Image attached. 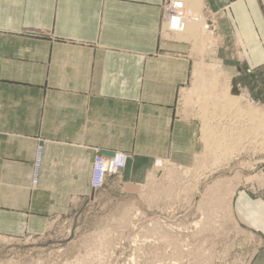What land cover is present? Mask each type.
Returning a JSON list of instances; mask_svg holds the SVG:
<instances>
[{"label":"crops","instance_id":"crops-1","mask_svg":"<svg viewBox=\"0 0 264 264\" xmlns=\"http://www.w3.org/2000/svg\"><path fill=\"white\" fill-rule=\"evenodd\" d=\"M164 3L0 0V238L43 236L60 217L91 204L98 154L130 153L122 179L132 184L158 160L192 165L198 125L176 120L178 90L192 74V48L160 38ZM203 4L204 17L216 19L224 74L264 98L262 4ZM240 54L251 75L239 76ZM243 188L233 215L262 241L250 264H264V184Z\"/></svg>","mask_w":264,"mask_h":264},{"label":"rangeland","instance_id":"rangeland-1","mask_svg":"<svg viewBox=\"0 0 264 264\" xmlns=\"http://www.w3.org/2000/svg\"><path fill=\"white\" fill-rule=\"evenodd\" d=\"M259 1L262 4L264 0ZM204 7L202 0L200 15H203L201 9L203 10ZM262 8L264 10L263 4ZM203 18L206 27L209 21H213V26L209 30L205 29L204 33L201 32L205 37L201 41L205 42L207 39L211 41L204 49L207 52H203L204 46L202 49L201 46L200 49L197 48L201 44L199 39L174 38L163 28V25L160 32L162 41L186 42L192 48V74L189 82L178 90L176 120H187L186 122H194L198 125L197 141L200 145L197 153L194 154L196 157H206L211 148L206 146L204 124L198 115L199 107L194 104L193 100L196 99H193L190 94L192 88L194 90L196 87L193 83L194 79L196 80L193 70L195 64L202 61L219 64L218 50L220 48L215 30V17L207 20L203 15ZM238 59L241 58L236 60ZM239 62V76L253 73L251 69L245 67L244 59ZM228 80L231 84V95L240 96V98L244 95V105L251 104L264 111V98L255 97L248 86L237 83L235 79ZM188 97H190L189 102ZM206 103L212 106L218 101L213 102L208 99ZM217 113L219 109H216L214 115ZM216 118L219 120V117ZM221 118L223 120L224 117ZM221 118L220 121H222ZM214 120L216 119L211 120L213 124L216 122ZM227 120L220 123V128L227 129L226 131L221 129V131L229 133L228 126L231 122ZM263 140L262 136H245L240 141V146L236 143L231 145L229 140L228 143L222 141L221 145H218L220 149L215 151L210 165H207L204 171L194 165L196 157L192 165L188 166L190 168L177 165L170 159L158 160L144 180L138 184L122 179V173L128 169L132 159L130 153L123 152L129 158L127 167L120 174L109 176L102 190L97 192L92 190L95 200H90L91 204L60 217L54 222L50 231L43 236L20 239L1 238L0 264H77L78 258L84 259V263L101 264L93 261L97 251H101L100 248L104 250L102 244L96 241V236L98 232L100 234L110 230L112 235L109 240H111L112 252L107 254L106 260L107 262L109 260V264H250L255 253L263 247L261 239L243 230L236 232L233 224H228L217 232L213 226L214 224L219 226L218 213L230 210V194L233 191L236 195L239 190L244 189L243 187L264 184ZM229 145L235 146V153L228 149ZM99 155L102 154L97 156ZM94 162L91 168L90 186ZM146 185L148 186L145 191L143 188ZM38 186L39 182L34 189ZM212 190L215 193H211ZM209 197L211 200L208 201ZM202 202L204 206H201ZM207 211L209 212L206 213ZM206 214H209L213 222H206L204 229L201 228V222L204 221ZM210 224L212 225L208 230ZM96 248L99 249L96 251Z\"/></svg>","mask_w":264,"mask_h":264},{"label":"bare ground","instance_id":"bare-ground-1","mask_svg":"<svg viewBox=\"0 0 264 264\" xmlns=\"http://www.w3.org/2000/svg\"><path fill=\"white\" fill-rule=\"evenodd\" d=\"M180 1L183 2V5L185 6V9L187 10V12L191 14L193 21L190 22L187 26H185V29H186L185 34L181 35L180 32H174L172 34V36L174 38L177 37V39H192V40H198L199 39L198 41H201L202 38L204 37V34L202 35L201 32L204 33V31L206 29V23H204L205 21L203 20L204 18L202 15H200V12H199L201 5H202V0H180ZM197 23H199V25ZM174 26L175 27L178 26L177 21H175ZM204 38H203V40H204ZM210 42H211L210 39H207L205 42L201 41V44L197 48H199L201 46L200 48L202 49V46H204L203 52L204 51L207 52L204 49L207 48L206 45ZM212 43H211V46H212ZM200 54H202V53H200ZM208 54H211V53H208ZM243 55L240 54L241 59H244ZM204 56H206V55L204 54ZM214 56H215V54H214ZM193 71H194V75L196 77V80L194 79L195 82H193V83H195L196 87L194 88V90L192 88V91L190 92V94L192 95L191 97H193V99H196V100H193V102H195L194 104L199 107L198 108L199 109L198 115L200 116V118L202 119V122L204 124L203 133L205 134V141L207 143L206 146H209L211 148V149L209 148L210 152L208 153V155L206 157H204V156H202V157L197 156L196 157L195 156L196 161L194 162V165H196V167L198 169H200L201 171H204V169L207 167V165L208 166L210 165L211 158L214 157V153H216L215 151L219 148L218 145H221L222 141L224 143L225 142L228 143V140H229V141H231V145H235V143H236V144H239V146H240V141H242V138L245 136L255 135V136H262L264 138V111H263V109L255 108L251 104L244 105V103H243V101L245 99L243 97L244 95L240 98V96L235 97V96L230 94V85L231 84H229L230 80H228L230 78H228L224 74V71H223L221 64H209L205 61H202L200 63L198 62L195 64ZM211 97H213V99H211ZM189 98L190 97L187 98L188 102H189ZM214 98H215V100H214ZM208 99H210L213 102L218 101V103L210 106L209 103L208 104L206 103V101ZM191 102L192 101H190V103ZM216 109H219V113L214 115L216 113ZM214 116L219 117V120ZM221 117H224L223 120ZM220 118L223 122H226L225 120H227L229 118V120H227V121L231 122V124L228 123L229 124L228 127L230 129L229 133L221 131V129L224 130L225 128L224 129L220 128L221 127L220 123L222 122V121H220ZM213 119H216V120H214V121H216L215 124L212 123L213 121L211 122V120H213ZM218 125H220V126H218ZM226 125H224V126H226ZM226 130H224V131H226ZM251 131L253 132L252 134L250 133ZM231 145H229L230 148H228V149H230L232 152H234L235 146L231 147ZM260 145H261V143H260ZM40 147H38V148H40ZM42 150H43V148H42ZM231 151H230V153H231ZM116 155L117 154L113 153L110 156H106V158H107V160H112L115 158ZM108 166H110L108 163H105V162L102 163V167L104 169ZM211 166H213V165L211 164ZM171 173H174V172H171ZM32 182H33V185L35 186L34 182L36 183V181L34 179V174H33ZM38 182H39V179H38ZM148 185H146L143 188L145 191H146ZM210 192L215 193L214 190H212ZM207 196H208V194H207ZM209 196H210V194H209ZM230 197H231V199H230V210H224V211L217 214L219 217V220H218L219 226L214 224L213 229H215V231L217 232L218 229H221L222 227H224L228 224H233L235 229H236V232H240V230L247 232L246 230H244L243 228L240 227V225L236 222L235 217L233 215L232 200L235 197L234 191L230 194ZM210 198L211 197L208 198V201L211 200ZM213 201H215V200H213ZM200 204H201V206H204V202H202ZM206 208H207V206H206ZM208 212L209 211H207L206 213H208ZM204 217H205L204 221L201 222V224H202L201 228L205 229V223L212 221V219L209 217V214H206ZM211 225L212 224H210L208 226V228H207L208 230H209ZM198 229H200V228H198ZM103 231H105V230H103ZM110 235H112L111 230L109 232H107V231H105L104 233L101 232L100 234L98 232V235L96 236V241L98 243L102 244L101 246H102V248H104V250H102L100 248L101 246H99L101 251H97V249H99V248H96V251H97L96 254L97 255H95V252H94L95 256H93V258H94L93 261H97L101 264H109V260H108V262L106 260L108 259V255L110 254V251H111L110 250L111 249L110 248L111 240H109L111 238ZM167 235L168 234L166 233V236ZM250 235L253 236L252 234H250ZM167 237H169V235ZM169 239H170V237H169ZM111 244H113V243H111ZM96 247H98V245ZM112 249H114V248L112 247ZM83 261H84V259L78 258L76 262H77V264H92L93 263V262L84 263ZM85 262H86V259H85ZM72 264H74V263H72Z\"/></svg>","mask_w":264,"mask_h":264},{"label":"built area","instance_id":"built-area-1","mask_svg":"<svg viewBox=\"0 0 264 264\" xmlns=\"http://www.w3.org/2000/svg\"><path fill=\"white\" fill-rule=\"evenodd\" d=\"M264 7V1H262ZM183 2L176 0H167L164 5L163 13V28L167 30L170 34L174 32H180L181 35L186 33L185 26L193 21L191 15L184 9ZM188 15H187V14ZM177 21L178 26L175 27L174 23ZM187 21H189L187 23ZM197 21V20H196ZM213 26V21H209L206 29L209 30ZM117 154L114 159L107 160L106 156H97L92 173L91 188L94 192L100 191L105 186V180L112 175L120 174L128 164V155L123 152H116ZM44 151L42 148H38L36 152V158L34 162V179L38 185V179L41 176L42 163H43ZM120 161V162H119ZM108 163L110 166L105 169L102 167V163Z\"/></svg>","mask_w":264,"mask_h":264}]
</instances>
